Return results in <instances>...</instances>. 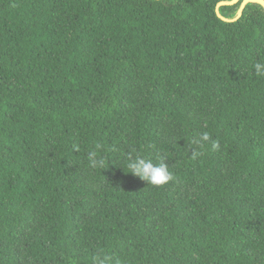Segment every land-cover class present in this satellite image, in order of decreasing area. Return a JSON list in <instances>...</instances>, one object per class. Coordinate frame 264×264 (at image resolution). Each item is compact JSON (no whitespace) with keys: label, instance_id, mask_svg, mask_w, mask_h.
Segmentation results:
<instances>
[{"label":"trees","instance_id":"1","mask_svg":"<svg viewBox=\"0 0 264 264\" xmlns=\"http://www.w3.org/2000/svg\"><path fill=\"white\" fill-rule=\"evenodd\" d=\"M218 1L0 0V264H264V11Z\"/></svg>","mask_w":264,"mask_h":264},{"label":"clouds","instance_id":"2","mask_svg":"<svg viewBox=\"0 0 264 264\" xmlns=\"http://www.w3.org/2000/svg\"><path fill=\"white\" fill-rule=\"evenodd\" d=\"M253 69L257 76L264 77V61L255 62L253 64ZM210 141V136L208 132H202L197 135H194L190 144L203 146L206 142ZM211 147L213 150L219 148V143L216 141H211ZM199 153L193 152V155L196 156ZM104 164V160L96 150L89 152V167L98 168ZM128 172H131L132 175L138 176L142 181H146L149 185L152 186H162L172 180V173L169 171L168 166L163 163H153L151 160H146L142 155H137L135 160L126 159L124 161ZM108 257L101 258L96 256L93 258V264H108Z\"/></svg>","mask_w":264,"mask_h":264},{"label":"water","instance_id":"3","mask_svg":"<svg viewBox=\"0 0 264 264\" xmlns=\"http://www.w3.org/2000/svg\"><path fill=\"white\" fill-rule=\"evenodd\" d=\"M238 1L240 2V4L238 6L236 15L233 18H227V17L223 16L219 12V7L220 6L232 5V4L237 3ZM250 2L259 4L262 7L263 11H264V0H220V1H218L216 3L214 11L216 13V16L218 18H220L221 20H223V21H234V20L238 19L241 16L242 11H243L245 5L248 4V3H250Z\"/></svg>","mask_w":264,"mask_h":264}]
</instances>
